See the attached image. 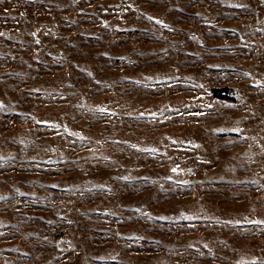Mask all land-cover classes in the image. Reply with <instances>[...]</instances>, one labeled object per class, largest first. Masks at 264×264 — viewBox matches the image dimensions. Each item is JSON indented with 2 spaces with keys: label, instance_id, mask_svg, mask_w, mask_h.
Returning <instances> with one entry per match:
<instances>
[{
  "label": "rangeland",
  "instance_id": "1",
  "mask_svg": "<svg viewBox=\"0 0 264 264\" xmlns=\"http://www.w3.org/2000/svg\"><path fill=\"white\" fill-rule=\"evenodd\" d=\"M0 264H264V0H0Z\"/></svg>",
  "mask_w": 264,
  "mask_h": 264
},
{
  "label": "trees",
  "instance_id": "2",
  "mask_svg": "<svg viewBox=\"0 0 264 264\" xmlns=\"http://www.w3.org/2000/svg\"><path fill=\"white\" fill-rule=\"evenodd\" d=\"M215 90H216V91H217V90H218V91H224V89H223V90H222V89H215ZM215 90H214V91H215Z\"/></svg>",
  "mask_w": 264,
  "mask_h": 264
},
{
  "label": "snow or ice",
  "instance_id": "3",
  "mask_svg": "<svg viewBox=\"0 0 264 264\" xmlns=\"http://www.w3.org/2000/svg\"><path fill=\"white\" fill-rule=\"evenodd\" d=\"M173 171H175V169H173Z\"/></svg>",
  "mask_w": 264,
  "mask_h": 264
}]
</instances>
